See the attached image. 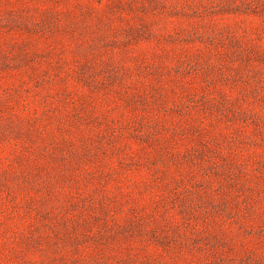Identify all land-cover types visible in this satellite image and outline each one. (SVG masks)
I'll use <instances>...</instances> for the list:
<instances>
[{
    "label": "rangeland",
    "instance_id": "374dc122",
    "mask_svg": "<svg viewBox=\"0 0 264 264\" xmlns=\"http://www.w3.org/2000/svg\"><path fill=\"white\" fill-rule=\"evenodd\" d=\"M0 264H264V0H0Z\"/></svg>",
    "mask_w": 264,
    "mask_h": 264
}]
</instances>
